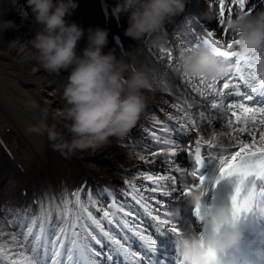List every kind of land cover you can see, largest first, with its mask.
<instances>
[{
    "label": "snow or ice",
    "instance_id": "6c2138e0",
    "mask_svg": "<svg viewBox=\"0 0 264 264\" xmlns=\"http://www.w3.org/2000/svg\"><path fill=\"white\" fill-rule=\"evenodd\" d=\"M234 2L240 9L245 8L246 0ZM224 5L225 0H219L218 23L221 26L224 24ZM201 46L210 48L223 61H230L233 67L222 82V77L208 80L183 75L191 90L207 101L206 107L196 108L191 122L186 124V134L199 131L196 117L203 114L202 122L208 126L207 133L211 134V139L198 135L194 140L195 147L187 152L194 162V167L189 171L177 165L173 138L161 135L167 130L150 131L149 135L159 151H148L146 154L152 157L163 154L166 174L153 176L138 171L136 175L152 181L154 187L150 191L160 196L146 197L144 191H148L147 187L138 186L135 181L124 182L127 191L121 192V196H130L152 218L156 233L166 228L178 237L182 235L180 227L173 220L162 218V215L169 216L164 198L189 177L198 178L199 184L185 185L186 195L201 188L205 178L199 175V169L204 167L207 157L219 159L220 179L236 178L231 201L234 219L253 212L264 215V71L258 68L255 72L251 71L253 64L260 62L264 56V47L241 56L239 50L234 49V46H238L235 41L225 45L214 38L213 32L204 29L192 33L187 49ZM166 56L169 62H174L171 51L166 52ZM226 95L237 99L225 102ZM220 104L228 109L227 116L214 111ZM179 111L181 118L188 121V112L183 108ZM217 118L225 121L220 129L215 128ZM225 128L231 129L227 135L235 141L236 150H228L215 143L218 134H225L222 131ZM233 132L237 135L233 136ZM144 158L141 156L142 160ZM82 191V188L70 191L65 187L61 193L51 197L44 193L34 198L35 208L32 205L24 208L0 206V264H153L152 255L157 252V240L142 226L138 228L130 223L128 217L133 213L126 211L127 200H118L115 191L109 188H98L95 197L89 189L82 198ZM149 200L154 202L155 209L148 204ZM195 214L199 220L204 219L199 206ZM5 221L7 227L15 229V234L6 233ZM114 228L121 230L123 243L117 238ZM124 230L143 242L140 251L131 250L129 236ZM6 235L7 240L4 239ZM175 264H183L182 259L177 258Z\"/></svg>",
    "mask_w": 264,
    "mask_h": 264
},
{
    "label": "clouds",
    "instance_id": "9594fccd",
    "mask_svg": "<svg viewBox=\"0 0 264 264\" xmlns=\"http://www.w3.org/2000/svg\"><path fill=\"white\" fill-rule=\"evenodd\" d=\"M25 6L40 26L30 41L35 49L34 58L48 72H68L62 93L64 105L52 113V119L65 122L70 138L58 130L56 123H42L29 131L46 133L53 149L66 156L95 150L111 137H125L146 115L144 90L154 86L149 71L117 58L111 50L105 53L107 30L100 27L85 30L77 22H70L67 17L74 14L75 0H26ZM185 6L186 0H122L113 9V15L118 18L121 12L127 14V37L147 47L165 49L168 44L165 24L183 13ZM12 24L3 22L6 28ZM225 24L241 56L264 47V10L254 15L240 12L229 16ZM86 32V47L80 52L78 45ZM177 62L178 71L193 78L212 80L231 71V65L208 47L181 48ZM261 68L264 69V64ZM224 135L220 134L215 142L223 145ZM227 138L231 140L230 136ZM189 196L195 207H202L201 188L191 191ZM177 215L169 212L172 219ZM207 215L210 231L197 233L189 228L179 236L177 247L183 264H223L220 254L239 247L243 233L235 226L232 206L211 209Z\"/></svg>",
    "mask_w": 264,
    "mask_h": 264
},
{
    "label": "rangeland",
    "instance_id": "374dc122",
    "mask_svg": "<svg viewBox=\"0 0 264 264\" xmlns=\"http://www.w3.org/2000/svg\"><path fill=\"white\" fill-rule=\"evenodd\" d=\"M20 0H4L6 7L2 9V11H7L10 9L11 5H15L17 7V11L19 13H25L30 14V9L25 7L24 2L17 4ZM117 3H121V0H115ZM196 5L194 8V15L197 19H199L200 22L204 23L208 28L212 29L213 31L217 32L218 35L223 37L226 41L229 39H232L233 34L226 28L225 21L229 16H235L238 14L235 10V7L232 5L233 2H228V4L224 5V24L221 26L218 23V17H219V0H195ZM253 5L258 6L257 12L264 10V0H253ZM84 15L85 20L79 21L78 24H80L85 30L88 28H96L97 27V18L91 11L90 7L84 8ZM32 18V16H31ZM3 20H5V16L0 18V42L3 44V38L6 34V30H3V27H6L3 25ZM33 20V19H32ZM123 21L124 25L127 29L128 23H127V14L123 12ZM13 23L11 25V28L18 32H22L21 30L25 31V28L20 26V22L15 23L14 20H11ZM175 24H172L174 26ZM170 32H167L168 38H174V36H169ZM135 41V40H134ZM0 43V48H2V44ZM136 43V48L139 53H141L144 56L145 64L142 66L146 70L149 71L150 77L153 79L154 87L157 92L160 93L165 98H168L173 101L174 104H183L186 105V111L190 113V119L192 118V108L190 107V102L186 98H182V96L176 95L172 90V82L171 77L176 76L177 74L172 71V69H169L164 61H160L159 57L157 58V55H154V53L150 50V47L145 46L142 43ZM155 54L156 48H154ZM104 52L107 53V51L104 49ZM114 55L116 53L113 51ZM36 62V60H33ZM33 64V63H32ZM183 75V74H182ZM59 82V81H58ZM3 84H6V88H2L1 86ZM17 86L14 84V81L0 78V102L5 104L6 108L9 110V112L15 116L16 119H13L11 121V124L15 127H20L24 129L27 133H31L30 137L35 142V144L38 146L37 149L42 154V156L47 160L49 163V167L52 172V176L56 178L55 172H58V165H59V157L56 150L53 149L51 143H46L41 137H44L46 133L44 134H36L29 129L33 126H40L42 123H45L44 120L36 113L34 110V107L30 105L29 101L24 98L23 93L19 91L20 94H13L11 95V88H14ZM18 90V88H17ZM29 100H31V97H28ZM189 104V105H188ZM0 110L2 111V108L0 107ZM2 117L0 115V129L4 125L2 124ZM6 124V121H5ZM201 129L198 127V135L211 139V137L206 135L205 129ZM225 135L229 132L227 129L222 130ZM228 136V135H227ZM12 144H17L18 142L16 139H11ZM223 141V140H222ZM217 143V142H215ZM224 143H229L228 141ZM222 142V144H224ZM221 145L220 143H217ZM19 156V159L25 164V166L29 169L31 174L36 176V179L39 183L37 184H43L45 187L46 192L50 189L48 186V177L43 173V170L39 167V165L36 163L35 159L31 155L30 151L25 147L23 148L19 153H17ZM4 160L0 158V161ZM58 160V161H57ZM7 167L5 170H2L0 173V177L4 174V172L7 170V168H11L15 170V168L12 165H9L10 163H6ZM51 164V165H50ZM9 165V166H8ZM11 166V167H10ZM37 169V170H36ZM39 172V175H38ZM57 181V180H56ZM18 183H14L16 186V192L18 197L20 196V187L17 186ZM59 193H61V190L59 189ZM51 197V193H50ZM6 200V199H4ZM15 200V199H14Z\"/></svg>",
    "mask_w": 264,
    "mask_h": 264
},
{
    "label": "bare ground",
    "instance_id": "6f19581e",
    "mask_svg": "<svg viewBox=\"0 0 264 264\" xmlns=\"http://www.w3.org/2000/svg\"><path fill=\"white\" fill-rule=\"evenodd\" d=\"M6 27H3L2 29L5 30ZM7 32L3 38V44H2V48L5 50V51H9L10 53H14L15 55L21 57L22 59L26 60V61H29L31 59H33L34 57V53H35V49L32 47L30 41L32 40L31 38H29L28 36H25L24 34H21L19 33L18 31L14 30L13 28L11 27H7L6 28ZM14 42V44H11L9 42ZM67 83V79H66V82L65 84ZM173 83H174V89H173V92L178 95V96H185L186 98L190 99L191 101H194V102H199L201 104V108H204L206 107V104H207V101L205 100H199V98L194 94V92L191 90L190 86L188 85L187 81L185 80L184 83L182 85L180 84H177L176 83V78L173 77ZM215 111V110H214ZM224 122H221V121H218L216 120L215 122V128L217 129H220L221 128V125L224 124ZM205 127H208L207 125L204 124ZM205 132H206V135L211 137V134L210 133H207V128L205 129ZM237 135L236 133H233V136ZM257 135V138L259 137V133L256 134ZM220 135L218 134V137ZM228 136L227 135H224V137L222 138V142H226L228 141L229 143H224V145H227V149L228 150H236V148L234 147L235 145V141L234 140H229L227 138ZM88 150H92V149H88ZM110 146L105 144L103 146L100 147L99 151H104V152H108L110 151ZM60 165L59 164V167L58 169L60 168ZM5 166L3 165L2 162H0V171L4 168ZM8 170H11V168H8ZM61 173H58L56 172L57 176H58V179H62V180H65L67 179V184L70 182L71 180V177L69 179V177L66 175V171L64 168H61ZM39 173V172H38ZM7 175V172L6 174H4V176ZM12 175H13V178L14 180L17 182L18 180V175L13 171L12 172ZM10 179V178H9ZM9 179L7 180V182L4 184L3 187H0V206H8V207H12V208H23L27 202H23L21 199H20V202H19V199L15 202V203H8V202H13L14 199H16V195H17V192H16V188L14 186V183H10ZM21 183H23V181L21 180ZM36 183L34 184V187L33 189H31L32 191H35L36 190V187H35ZM39 189H42V191L44 192L45 190L43 189V186H41V188L39 187ZM174 194L177 195H180V196H185V201L188 202L189 201V198L190 196L189 195H186L185 194V187L184 189H178L174 192ZM4 199H6L8 202L5 203ZM2 215V214H0ZM192 219L194 220V225L197 226L199 223H200V220L196 217V216H191ZM177 225H180V226H183V223L182 222H175ZM5 231L6 233H9V234H15V229L14 228H11V227H7V221H5ZM192 225V224H191ZM186 231V229H182V232ZM5 240L8 239V236L6 235L4 237ZM179 239V237H178ZM13 251H16V249H13ZM173 251L175 252L176 254V258L180 257V254H179V251L178 249H174L173 248Z\"/></svg>",
    "mask_w": 264,
    "mask_h": 264
}]
</instances>
